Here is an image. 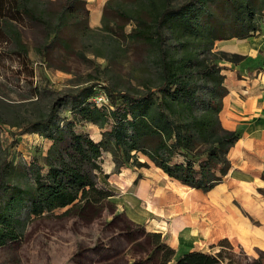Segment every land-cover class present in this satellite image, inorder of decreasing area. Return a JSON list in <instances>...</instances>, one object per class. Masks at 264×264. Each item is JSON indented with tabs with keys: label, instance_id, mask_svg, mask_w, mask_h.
Masks as SVG:
<instances>
[{
	"label": "trees",
	"instance_id": "obj_1",
	"mask_svg": "<svg viewBox=\"0 0 264 264\" xmlns=\"http://www.w3.org/2000/svg\"><path fill=\"white\" fill-rule=\"evenodd\" d=\"M259 26H264V0L177 5L172 0H107L97 28L89 25L85 0H0V54L4 45L12 46L22 69L30 68L31 48L44 68L69 72L72 57L84 58V47L103 58L107 68L117 63L104 52L112 48L116 53L114 44L116 50L123 44L121 54L138 57L142 72L132 91L101 82L77 90L65 102L70 118L58 120L62 104L56 101L44 116L24 121L20 133L33 130L50 145L42 161L31 157L27 165H13L6 156L0 163V247L19 240L28 221L55 210L79 218L98 216L114 196L98 181L104 153H110L115 170L150 162L168 178L203 193L222 183L240 133L220 122L227 89L219 62L238 64L245 57L214 50V44L246 38ZM101 35L108 38L107 47L92 46ZM98 92L106 103L93 101ZM80 125L97 127L100 140L78 132ZM258 192L264 198V188ZM152 236L162 264H241L227 239L218 246L230 253L178 254L159 240L160 234ZM248 264H264V253Z\"/></svg>",
	"mask_w": 264,
	"mask_h": 264
},
{
	"label": "rangeland",
	"instance_id": "obj_2",
	"mask_svg": "<svg viewBox=\"0 0 264 264\" xmlns=\"http://www.w3.org/2000/svg\"><path fill=\"white\" fill-rule=\"evenodd\" d=\"M185 1L172 0V3L177 5ZM26 36L29 43H35L30 35ZM262 37L264 26H259L257 32L246 38L216 41L214 50L230 54L226 50L233 48L229 46L230 43L259 41ZM97 38L92 46L104 44L101 47H107L108 38L102 35ZM88 45L90 47V41ZM84 48V58L80 54L71 58L69 72L44 68L39 56L31 48L30 68L22 69L21 61L11 54L12 46L4 45L1 48L0 163L6 156L13 165H27L31 157L42 161L50 142L33 130L20 133V127L24 121H35L44 116L56 101L62 104L58 110V120L70 118L65 102L88 83L101 82L117 90L132 91L138 88L141 78L140 60L132 55H122L121 50H125L123 44L120 50H116L114 44L116 53L112 48L107 49L109 53L104 52L117 63L107 68L103 58H96L91 50ZM229 64L219 62L223 68ZM77 131L89 134L94 141L101 138L100 130L95 126L80 125ZM100 162L103 175H100L98 181L114 193L103 205L102 212L96 217L88 213L84 218H79L67 216L65 209H59L33 218L26 224L19 240L0 247V264H162L160 256L153 252L156 242L153 234H160L159 240L178 254L192 248L210 254L221 249L230 253L228 247L218 246L219 240L215 239L217 231L212 233V240L202 243L195 241L193 246L185 235L171 238L166 234V227L168 229L169 226L167 205L155 203V208H152L154 195L141 200L140 196L134 194L141 180L152 181L166 189L171 186L172 182L161 176L153 164L148 162V167L121 168L118 171L114 168L110 153H104ZM21 181L22 184L26 183L24 179ZM241 202L234 201L232 209L248 219L253 226L258 225L251 213L259 204L249 206ZM228 242L232 247L231 252L235 254L232 258L241 264H248L260 253H264L263 245L240 246L234 241Z\"/></svg>",
	"mask_w": 264,
	"mask_h": 264
},
{
	"label": "crops",
	"instance_id": "obj_3",
	"mask_svg": "<svg viewBox=\"0 0 264 264\" xmlns=\"http://www.w3.org/2000/svg\"><path fill=\"white\" fill-rule=\"evenodd\" d=\"M85 1L89 10V25L97 28L107 0ZM229 46L233 48L227 51L245 58L222 70L227 94L222 101L220 122L225 129L240 133L238 141L229 151L231 167L222 183L203 193L181 185L155 168L172 182L170 187L166 189L144 180L135 187L134 194L141 200L154 195L152 207L155 203L167 205L169 226L168 229L166 227V234L171 238L185 235L192 246L195 241L212 240V233L216 231V240L226 238L240 246H264V199L258 193V189L264 188V38L253 42H234ZM234 201H242L243 205L249 206L258 203L254 213H251L258 225L253 226L234 211ZM180 221L183 227L179 230L175 222ZM189 250L204 252L199 248Z\"/></svg>",
	"mask_w": 264,
	"mask_h": 264
},
{
	"label": "built area",
	"instance_id": "obj_4",
	"mask_svg": "<svg viewBox=\"0 0 264 264\" xmlns=\"http://www.w3.org/2000/svg\"><path fill=\"white\" fill-rule=\"evenodd\" d=\"M93 101H94L97 105H101V104L106 103V98H105V96L103 95L102 92H98V93L95 95Z\"/></svg>",
	"mask_w": 264,
	"mask_h": 264
},
{
	"label": "bare ground",
	"instance_id": "obj_5",
	"mask_svg": "<svg viewBox=\"0 0 264 264\" xmlns=\"http://www.w3.org/2000/svg\"><path fill=\"white\" fill-rule=\"evenodd\" d=\"M163 201H165V200H162V202H163ZM152 208H153V207H152ZM183 213H184V212H183ZM179 219H180V218H179ZM178 221H179V220H178ZM175 225H176L177 227H179V230H180L181 227H183L181 221H180V222H175Z\"/></svg>",
	"mask_w": 264,
	"mask_h": 264
}]
</instances>
